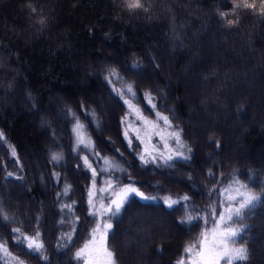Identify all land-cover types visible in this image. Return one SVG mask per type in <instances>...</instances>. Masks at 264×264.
<instances>
[{"label": "trees", "instance_id": "trees-1", "mask_svg": "<svg viewBox=\"0 0 264 264\" xmlns=\"http://www.w3.org/2000/svg\"><path fill=\"white\" fill-rule=\"evenodd\" d=\"M143 2L148 12L129 11L123 0H0V209L10 218L0 222V238L11 253L0 252V264H11L13 257L25 264H84L74 254L97 222L88 214L92 175L79 158L84 155L99 186L104 175L115 186L129 183L130 175L143 183L136 185L141 191L160 197L133 198L111 221L114 235L106 245L117 264H177L182 256L187 264L185 246H199L201 233L213 226L210 215L207 222L203 218L209 204L219 212L222 191L234 179L264 193V17L239 9L238 24L229 26L219 13L230 12L232 0ZM134 63L142 67L133 69ZM111 67L122 79H105ZM127 83L134 84L135 97L113 91ZM146 91L171 129L183 130L193 149L190 161L144 164L133 134L125 137L124 101L151 116ZM68 109L86 126L98 156L72 150L75 120ZM92 110L99 127L86 115ZM213 136L219 150L209 143ZM13 147L17 157L11 156ZM52 153L63 160L52 162ZM105 157L117 167L104 174L99 164ZM53 173L61 174L59 182ZM66 183L72 191L58 199ZM184 194L191 197L188 211L201 215L191 225H178L183 209H170L162 199ZM73 201L74 213L61 211ZM76 216L79 222L60 223ZM243 222L251 228L235 244L250 250L242 264H264V205ZM73 226L69 241L62 234ZM12 228L28 235L39 231L49 259L25 255L12 243Z\"/></svg>", "mask_w": 264, "mask_h": 264}, {"label": "snow or ice", "instance_id": "snow-or-ice-1", "mask_svg": "<svg viewBox=\"0 0 264 264\" xmlns=\"http://www.w3.org/2000/svg\"><path fill=\"white\" fill-rule=\"evenodd\" d=\"M257 2L259 3V7H257ZM123 5L129 11H134L137 9H141L144 12H148L149 8L145 6L143 0H123ZM232 9L230 12H220L219 16L221 19H225L226 24L229 26L236 25L239 22V15L237 14L239 9H247L251 10L253 14H258L261 17H264V0H232ZM31 8L32 12H35L36 9L31 5H28ZM229 16H236L235 19H229ZM41 24H44V19L40 20ZM133 69L138 70L142 67L139 63H134L131 66ZM158 67V66H157ZM115 77L117 79H122L119 75L118 70L115 67H111L108 69V74L105 77L106 80L111 83L110 78ZM130 93L133 97H135L136 93L134 91V84L127 83L124 85L123 89H115L113 91L117 92L119 95L123 96L124 91ZM145 98L154 109L156 105L153 103V96L151 91L145 92ZM125 104H128L131 108L132 105L130 101L125 100ZM68 113H70L75 120L73 125V133L75 134V146L73 147V151L77 154L81 150H91L93 155H99L94 151L95 145L92 144L90 138L86 135V126L82 124L76 114L71 112V109H68ZM86 115H90L92 120L95 121L96 126H100V122L96 119V112L92 110L90 113H86ZM158 119L162 120L167 126L171 127V122L167 116H163L160 113H156ZM151 123V122H147ZM182 131H173L169 133V136L174 140L176 145H178L177 149H170L168 155H165L163 152H157L156 155L151 156V161L145 159L144 155H140L139 159L144 163L148 164L149 162H156L157 157L162 159L166 165L169 167H174V160L180 159L185 162L190 161L192 159L193 149L188 146V144L182 139ZM125 137L128 136L127 131L124 133ZM3 136V133H0V137ZM163 139V137H161ZM129 146H131V140L128 141ZM209 143H215L216 148L219 150L221 148L220 142L216 140V138L210 137ZM165 147L167 148V142H165ZM118 151V150H117ZM151 155V154H150ZM11 156L17 157L16 150L13 147L11 150ZM63 155L61 153H52L51 161L59 163L63 160ZM83 161V166L86 169L91 170L92 175V186L88 189V206H89V216L96 218L97 222L95 226L91 229L92 240L88 241L84 244L83 247L78 249L74 254L76 259L83 258L84 264H117L116 262V253L110 251L106 246V240L108 235L111 233L114 235V225L111 222L114 218H117L122 211L125 209L126 205L131 202L133 198L138 197L141 200L153 201L160 199L158 196L148 195L144 191H141V187L143 186L142 182H138L132 179L129 175V183L123 184L122 186L117 184L116 187L119 188V191H113V198L105 204L101 202L99 207L94 202L95 197V179L97 176L96 169L92 166V162L89 160L87 155L79 157ZM18 163V158L15 161ZM104 163L108 167L104 169V171H110L113 168H116L117 165L115 162L111 161L109 158H104ZM80 165H77L79 168ZM120 171L127 173L126 169H120ZM14 173L8 172L7 176H13ZM56 181L60 180V173H53ZM209 176H214L215 174L209 169ZM17 179H23V177H17ZM189 180H191V176H189ZM140 183L141 187H137L136 185ZM107 188H100V192H105L110 189H113L112 180L109 179L107 182ZM235 185V187H233ZM215 188V186H213ZM218 190V189H217ZM72 191V186L70 184H65L62 191L57 193V198H61L62 196H67ZM225 195V200L220 201V211L217 212V207L213 204H209V211L205 213L204 219L207 222V217L210 215L213 218V228L211 229V233L209 235V231L205 230L201 233V240L199 246L195 244L186 245L184 248V253L187 254V264H221L223 260L225 264H242V262H246L249 260V248L246 244H241L239 247L235 246L238 238H243V235L246 231L251 228V225L245 224L243 221L248 218V213H250L253 209H255L258 205H264V193L255 194L252 193L247 184L242 183L238 179H234L232 184L229 185L228 188L223 190ZM234 193V194H232ZM164 204L172 209L177 205L183 209L184 215L177 221L178 225H191L193 221L201 219V215L197 213L193 215L191 211H188L187 203L191 201V197L187 194L183 196H179L174 199L171 195L165 196L162 198ZM76 201H73L71 204H62L61 211L63 212L65 209L68 210L69 213H74L75 208L74 205ZM10 218L7 213L3 212L0 209V222L7 223ZM80 221V217L76 216L73 220H69L66 217H62L60 220L61 224H74ZM235 224V226H233ZM76 228L73 226L71 232L63 233V237L67 238L69 241L72 239V234L75 233ZM14 235L15 239L12 243L21 251L24 252L25 255H35L37 258L47 261L48 256L44 255V244L39 240L40 232L36 231L33 235H28L24 233L20 228H12L10 230V236ZM98 237V239H97ZM7 241L0 238V252L11 256V253L8 251ZM99 244V249L94 251H99L102 254V258L100 256H94L93 251H89V244ZM195 249V251H194ZM162 251V250H161ZM15 264H25V261L20 257H13ZM177 264H186L184 256L181 257L180 260L177 261Z\"/></svg>", "mask_w": 264, "mask_h": 264}, {"label": "rangeland", "instance_id": "rangeland-1", "mask_svg": "<svg viewBox=\"0 0 264 264\" xmlns=\"http://www.w3.org/2000/svg\"><path fill=\"white\" fill-rule=\"evenodd\" d=\"M131 105H132L131 108L128 105V116L126 118V124H127L126 131L129 135H131V133L133 134L132 135L133 142L134 141L138 142L140 146L139 149L140 155H144L145 159L151 161V156L156 155L157 152H163L165 155H168L170 154L169 153L170 149L178 148V145H176L174 140L169 136V133L173 132L174 130H172L171 127L167 126L162 120L158 119L156 115V113H160L163 116H165L164 113L159 111L156 107L153 109L152 106L149 104L150 110L152 112V115L150 116L145 114L144 112H141V109L138 108L135 104L132 103ZM147 122H151V123H147ZM161 137H163V139ZM165 142H167L168 145L167 148L165 147ZM156 162H164V161L159 157H157ZM99 165H100V169L105 174V172L107 171H104V169L107 168L108 166L105 165L103 161H101ZM105 177L106 176L104 175L103 181L105 182V184L99 186L98 183L95 182L96 188H95L94 202L97 205V207H99V204L101 202L107 204L110 201V199L113 198L112 195L113 191H119V188H117L115 184L112 182L113 189H110L105 192H100L99 191L100 188L108 187L107 182L109 181V178H105ZM233 187H235V185H233ZM225 195L226 194L223 193L222 200H225ZM213 226L211 227V229L213 228ZM211 229L209 230V235L211 233ZM91 240H92V236L90 234V237L84 242V244ZM84 244L82 245V247L84 246ZM98 249H99L98 243L96 245L89 244V251H93L94 256H100L102 258V254L99 251H94ZM11 264H15V262L11 261ZM221 264H225V262L222 260Z\"/></svg>", "mask_w": 264, "mask_h": 264}]
</instances>
